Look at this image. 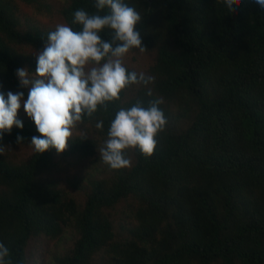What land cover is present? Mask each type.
Returning <instances> with one entry per match:
<instances>
[{
  "label": "trees",
  "instance_id": "trees-1",
  "mask_svg": "<svg viewBox=\"0 0 264 264\" xmlns=\"http://www.w3.org/2000/svg\"><path fill=\"white\" fill-rule=\"evenodd\" d=\"M19 2L69 24L75 10L96 9L95 0H0V85L27 97L16 70L35 72L51 29L21 16ZM126 2L143 17L152 96L129 86L85 120L63 153L34 151L22 162L9 154L40 134L21 107L24 128L2 141L0 242L13 264H31L33 238L70 235L74 244L51 253L50 264H264V8L254 0ZM156 98L167 124L153 155L131 149V167L111 169L98 152L109 121L122 106ZM84 160L90 170L69 180L74 193L60 174Z\"/></svg>",
  "mask_w": 264,
  "mask_h": 264
},
{
  "label": "clouds",
  "instance_id": "clouds-1",
  "mask_svg": "<svg viewBox=\"0 0 264 264\" xmlns=\"http://www.w3.org/2000/svg\"><path fill=\"white\" fill-rule=\"evenodd\" d=\"M236 7L237 0H224ZM264 8V0H254ZM95 12L77 9L71 23H58L44 40L42 50L36 55V70L18 68L16 76L20 91H3L0 85V155L5 146V133L13 126L24 128L18 118L24 113L33 121L40 135L33 136L29 145L36 153L50 149L63 153L86 119L98 111H107L111 103L121 98V93L132 85H148L154 76L129 70L125 57L133 50L144 53L137 25L143 17L126 0H95ZM110 38L105 39L103 33ZM162 98L147 106L137 101L129 107H120L109 121L106 139L98 149L99 159L113 170L131 167L128 150L139 151L151 157L157 148V137L167 124L160 107ZM95 128L104 131L103 120ZM24 138L17 136V143ZM0 264H13L10 249L0 242Z\"/></svg>",
  "mask_w": 264,
  "mask_h": 264
},
{
  "label": "rangeland",
  "instance_id": "rangeland-1",
  "mask_svg": "<svg viewBox=\"0 0 264 264\" xmlns=\"http://www.w3.org/2000/svg\"><path fill=\"white\" fill-rule=\"evenodd\" d=\"M19 7L21 16L25 15L36 17V21L39 25L50 28L51 30H54L56 24L58 23H66L62 19V17L57 14H54L52 16L36 14V10L33 6H29L26 4L24 5L21 2H19ZM153 63V55L152 53H149L147 51H145L144 53H140L139 51H132L125 57L126 65L134 68L137 72H144L145 74L148 72L149 67ZM33 152L34 150L30 145H23L21 147H17L9 154V156L13 157L17 161L22 162L29 159ZM82 170L84 174L87 170H90L89 160L78 161L77 164L75 162L65 164L60 174L62 185H64L69 191H73V187H71L69 180L73 179ZM76 195L79 200L83 199V194L77 192ZM74 239L75 237L73 235H70L63 240L48 239L45 237L33 238L28 247V255L31 264H50V254L55 253L57 249H61V246H64L66 248L72 246L74 244Z\"/></svg>",
  "mask_w": 264,
  "mask_h": 264
}]
</instances>
